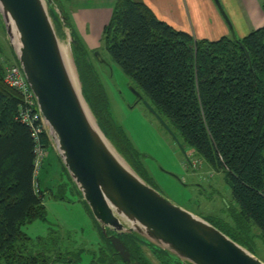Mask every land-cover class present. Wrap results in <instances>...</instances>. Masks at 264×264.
Listing matches in <instances>:
<instances>
[{
	"label": "trees",
	"instance_id": "1",
	"mask_svg": "<svg viewBox=\"0 0 264 264\" xmlns=\"http://www.w3.org/2000/svg\"><path fill=\"white\" fill-rule=\"evenodd\" d=\"M74 33L76 49L89 59L75 27ZM103 40L132 87L148 99L180 142L227 173L240 209L234 225L250 233L256 226L264 244V26L243 38L197 39L159 19L142 0H117ZM16 62L4 56L0 45V264H77L75 257L61 252L30 250L31 239L22 230L25 223L44 219L47 210L46 192L36 187L32 129L17 118L23 99L5 82L7 66ZM84 88L103 131L144 178L133 160L141 153L106 111L105 92L95 86L89 94L85 83ZM40 142L44 149L51 147L46 132ZM229 232L225 233L256 255L259 246L253 234L248 240L241 232ZM133 238L123 240L134 258L145 264V257L132 251ZM168 256L162 257L167 261Z\"/></svg>",
	"mask_w": 264,
	"mask_h": 264
},
{
	"label": "water",
	"instance_id": "2",
	"mask_svg": "<svg viewBox=\"0 0 264 264\" xmlns=\"http://www.w3.org/2000/svg\"><path fill=\"white\" fill-rule=\"evenodd\" d=\"M214 2L235 38L221 0ZM0 15L51 146L102 233L126 264L142 263L132 255L125 236L138 238L182 264H264L217 226L162 195L107 137L86 98L75 55L79 41L62 0H0ZM65 39L70 47L62 42ZM241 47L248 54L243 43ZM144 104L189 158L168 123L147 100Z\"/></svg>",
	"mask_w": 264,
	"mask_h": 264
},
{
	"label": "rangeland",
	"instance_id": "3",
	"mask_svg": "<svg viewBox=\"0 0 264 264\" xmlns=\"http://www.w3.org/2000/svg\"><path fill=\"white\" fill-rule=\"evenodd\" d=\"M70 1L62 0V3L88 53L89 59L86 60L81 51H75L87 92L92 94L95 86L105 92L106 111L109 109L113 121L126 130L135 148L141 153L138 158L133 153V160L140 167L139 172L170 201L205 218L223 232L229 234L230 230H235L248 237V240H251L249 237L253 234L251 236L259 246L256 255L264 261V244L258 228L252 226L250 233L249 229L234 225V215L240 209L228 183L227 173L215 169L193 148L182 144L188 158L144 101L136 103L137 96L131 89L133 83L106 50L103 33L97 42L100 46L96 50L91 49L76 28ZM233 17L238 22L234 24L235 34L238 37L247 35L250 30L245 27L246 21H239L238 13L233 14ZM58 29L60 31V26ZM62 42L70 47L67 39ZM0 45L4 56L15 62L1 15ZM96 52L99 54L96 55ZM37 171L36 187L40 185L46 192L44 200L47 214L44 219L22 225V230L31 239L30 250H47L50 255L61 252L64 256L75 257L77 264H126L111 249L108 239L52 146L46 150ZM132 240L136 242L133 253L138 251L145 257H142L145 264L176 263V259L169 256L165 261L162 257L165 253L138 238ZM52 250L55 251L48 252Z\"/></svg>",
	"mask_w": 264,
	"mask_h": 264
},
{
	"label": "crops",
	"instance_id": "4",
	"mask_svg": "<svg viewBox=\"0 0 264 264\" xmlns=\"http://www.w3.org/2000/svg\"><path fill=\"white\" fill-rule=\"evenodd\" d=\"M142 1L159 19L178 30L191 33L197 39L218 40L232 35L214 0ZM116 2L117 0L70 1L76 28L91 49L96 50L100 46L97 44L98 39L102 37L104 27L112 17ZM221 3L233 26L238 24L233 17L236 13L239 14V21H246L245 27L250 30L249 33L264 26V0H221Z\"/></svg>",
	"mask_w": 264,
	"mask_h": 264
},
{
	"label": "built area",
	"instance_id": "5",
	"mask_svg": "<svg viewBox=\"0 0 264 264\" xmlns=\"http://www.w3.org/2000/svg\"><path fill=\"white\" fill-rule=\"evenodd\" d=\"M5 82L15 89L23 99L17 118L32 129V136L36 142V167L38 168L45 157L44 149L40 142L41 134L46 132L34 94L18 63L7 66Z\"/></svg>",
	"mask_w": 264,
	"mask_h": 264
},
{
	"label": "bare ground",
	"instance_id": "6",
	"mask_svg": "<svg viewBox=\"0 0 264 264\" xmlns=\"http://www.w3.org/2000/svg\"><path fill=\"white\" fill-rule=\"evenodd\" d=\"M63 52H64V56H65V60H66V64L68 66V69H69L72 77L76 81V74H75V71L73 69L72 62H71V60H70L69 56L67 55V52H66V50L64 48H63Z\"/></svg>",
	"mask_w": 264,
	"mask_h": 264
},
{
	"label": "flooded vegetation",
	"instance_id": "7",
	"mask_svg": "<svg viewBox=\"0 0 264 264\" xmlns=\"http://www.w3.org/2000/svg\"><path fill=\"white\" fill-rule=\"evenodd\" d=\"M132 89V88H131ZM133 90V89H132ZM133 92L136 94V96H137V101H136V103H139V102H141V101H145V99L143 98V96H142V98H140L138 95H137V93L133 90Z\"/></svg>",
	"mask_w": 264,
	"mask_h": 264
}]
</instances>
